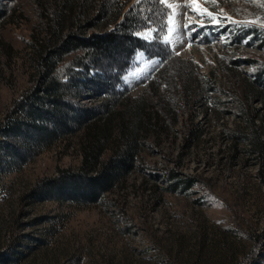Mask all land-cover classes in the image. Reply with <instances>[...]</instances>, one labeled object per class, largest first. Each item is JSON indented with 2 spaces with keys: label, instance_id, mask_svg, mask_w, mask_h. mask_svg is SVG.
I'll return each instance as SVG.
<instances>
[{
  "label": "rangeland",
  "instance_id": "obj_1",
  "mask_svg": "<svg viewBox=\"0 0 264 264\" xmlns=\"http://www.w3.org/2000/svg\"><path fill=\"white\" fill-rule=\"evenodd\" d=\"M61 10L68 13L63 0H0V122L26 92L43 93L47 70L36 46L52 38V13ZM73 11L87 37L103 30L88 26L98 4ZM130 12L147 22L135 35L149 46L125 65L121 52L97 67L90 60L77 76V111L99 108L117 92H144L162 64L158 43L192 62L190 101L162 120L159 143L149 140L125 180L96 201L83 199V190L70 199L50 184L80 168V132L37 145L42 115L13 114L16 129L0 132V264H264V148H254L253 135L241 137L249 125L235 113V94H247L264 140V45L249 32L264 33V0H130L123 13ZM78 31L73 25L63 36ZM72 58L59 66L63 75ZM202 78L215 86L206 97ZM192 123L203 132L187 146ZM189 175L196 181L185 187L180 179Z\"/></svg>",
  "mask_w": 264,
  "mask_h": 264
},
{
  "label": "trees",
  "instance_id": "obj_2",
  "mask_svg": "<svg viewBox=\"0 0 264 264\" xmlns=\"http://www.w3.org/2000/svg\"><path fill=\"white\" fill-rule=\"evenodd\" d=\"M129 1L63 0L68 13L62 10L52 13L50 22L52 27L49 29L52 38L44 40L46 42L44 45L41 42L40 48L36 46L39 49V59L47 70L43 93L39 94V89L26 92L16 101L5 122H0V132L6 135L16 129L13 114L25 109L30 115L41 114V133L36 139L37 145L80 132L82 139L80 168L72 174L64 171L60 183L57 179L50 180L52 188L55 187L60 195H67L70 199L81 198L80 192L83 190L81 194L83 199L96 201L119 186L135 167L142 147L149 140L151 144L159 143L160 132L164 126L162 120L170 114H173L172 118L175 119V108L180 107L182 102L190 101L195 90L192 62L158 43L160 53L157 56L160 57L162 64L144 92L136 96L129 92H125L126 94L117 92L113 97L104 98V103L99 108L88 107L81 112L77 111L74 104L80 83L77 76L82 73L81 70L87 74L90 60H94L97 67L100 59L113 58L114 52H121L120 56L124 58L125 65L132 52L136 49L144 50L149 46L148 42L135 35V31L145 27L147 22L143 21L139 13L130 12L127 15L123 13ZM94 4L99 5V11L94 17L88 18V26L103 30L87 37L86 26L80 24L76 17L72 18L71 14L74 13V9L82 11ZM123 16L124 20L121 21ZM71 19L75 22L68 25ZM73 25L79 31L70 32L64 37L65 29ZM110 25L114 27L106 30L105 28ZM165 25L163 23L162 30L165 29ZM249 32L261 34L264 45L263 30L251 27ZM68 56L73 58L63 68L67 77V80H64L59 66ZM246 61L252 65L257 63L251 58H246ZM261 71L264 73V68ZM214 87L211 79L202 78L198 83L199 94L209 96ZM219 90L226 93L222 87ZM241 93L235 94V103L238 106L235 113L245 116L249 125V131L244 132L241 137L245 139L253 135L255 139L253 146L261 151L264 148V140L259 134V125L256 122L257 111L252 112L245 102L247 94ZM40 102L43 106L48 103L53 106L48 109L37 108L36 104ZM161 115H164V118H161ZM202 132L200 126L190 124L184 144L193 145L201 137ZM229 134L232 139L237 137L232 132ZM169 178L177 179L178 174L170 172ZM68 179L72 182L68 187L69 192H66V185L63 183ZM180 180L185 187H190L196 181L191 175Z\"/></svg>",
  "mask_w": 264,
  "mask_h": 264
},
{
  "label": "snow or ice",
  "instance_id": "obj_3",
  "mask_svg": "<svg viewBox=\"0 0 264 264\" xmlns=\"http://www.w3.org/2000/svg\"><path fill=\"white\" fill-rule=\"evenodd\" d=\"M214 2V0H212ZM194 11H201L203 13H206L209 17H213V13L207 12V9H201L198 5L193 3L192 5Z\"/></svg>",
  "mask_w": 264,
  "mask_h": 264
}]
</instances>
